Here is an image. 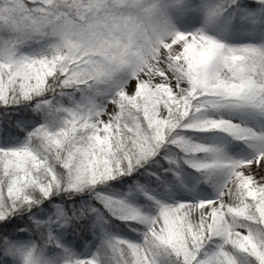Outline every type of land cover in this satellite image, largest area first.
<instances>
[{
	"label": "snow or ice",
	"instance_id": "1",
	"mask_svg": "<svg viewBox=\"0 0 264 264\" xmlns=\"http://www.w3.org/2000/svg\"><path fill=\"white\" fill-rule=\"evenodd\" d=\"M0 264H264V0H0Z\"/></svg>",
	"mask_w": 264,
	"mask_h": 264
}]
</instances>
